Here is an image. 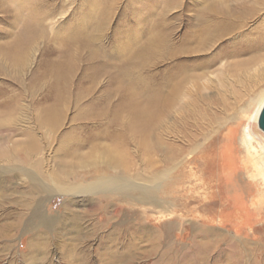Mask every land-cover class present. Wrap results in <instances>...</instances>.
I'll list each match as a JSON object with an SVG mask.
<instances>
[{
  "label": "bare ground",
  "instance_id": "1",
  "mask_svg": "<svg viewBox=\"0 0 264 264\" xmlns=\"http://www.w3.org/2000/svg\"><path fill=\"white\" fill-rule=\"evenodd\" d=\"M56 1L0 0V24L7 22V26L12 27V30H6L0 25V76L11 79L19 87L18 94L3 99V85L0 83V163L4 168H13L18 175L26 177L31 193L39 191L50 197H67L64 202L66 205L70 199L80 198L83 214L97 207L108 220L111 217L120 218L114 228L117 235H122V239L116 238L114 244L123 246L124 251L118 254L109 249L104 257L110 262L112 257L125 262L137 254L142 258L144 252L138 251L136 243L144 241V234L153 237L158 246L160 241H168V233L174 225H163L159 231L151 232L144 227V209H133L134 205L128 203V200L140 205L148 202L154 205L171 204L166 194L174 182L168 178L173 174L180 177L187 167L193 182L191 198L201 202L196 211L203 212L211 204L215 205L214 196L219 197V190L206 192L204 169L194 164L209 149L222 125L200 135L199 139L193 140L181 150L169 145L163 138L168 137L166 130L170 117L187 111L193 98L202 94L200 82L206 77L205 71L198 74L185 73L184 67L193 62L180 63L176 59L205 53L218 42L228 39L227 45H221L203 64L197 63L194 66L196 68L199 64V68H209L225 58L240 57L228 62L226 69L232 74L230 77L238 78L243 86L240 95L257 100L254 112L242 129L240 145L247 154L244 164L248 177L260 181L258 185L262 190L257 202L261 206L264 204V144L256 140L254 133V123H257L264 104V0H72L77 8L69 19L70 24L66 25L69 21L65 22L56 32L51 33L54 27H49L51 20L65 12L64 7L58 3L61 0ZM135 2L140 4L139 7H134ZM121 3L120 16L126 19V23L122 26L124 28L116 31V37L122 31L126 34L114 39L113 49H106L98 43L100 38L93 33L97 28L105 30ZM171 6L177 10L183 7L177 18L182 19L184 14H189L187 31L180 39L179 49L169 57L175 63L169 72H164L163 81L151 87L143 81L140 73L145 69L144 58L154 50L167 46L171 31L164 20L167 17L165 10ZM145 8L148 9L147 16L141 13ZM144 25L150 28L148 33L141 30L129 33L133 26ZM128 41H133V44ZM37 54L40 57L38 67L41 73L31 74V89L20 87L24 72L32 68ZM111 55L115 56L117 63L109 61ZM99 77L108 79L107 89L115 86L113 91L106 92V96L95 93ZM41 79H48L49 82L44 89L38 87ZM86 83L90 86L85 87ZM113 95L118 98L117 102L103 103L104 100L112 99ZM22 98H28L31 106H37L32 127L28 117L22 114L25 112H19L16 121L13 119L10 123L3 119L18 114ZM68 105L76 110L75 115L69 118L73 127L61 133L67 119ZM158 129L164 133L160 135L163 141L160 150L163 167L145 181L149 185H144V169L140 172L130 169L134 154L128 148L132 145L136 147L143 167L150 134ZM17 131L25 137L24 140H12ZM34 131L41 133L43 142L40 143ZM56 135L59 144L52 153L64 159L52 163L50 154L52 144L58 138ZM100 140L109 141L113 150L101 147ZM229 143L228 138L215 158L218 163L215 168L220 174L215 187L219 186L220 181L226 180V193L229 183L227 172L231 169ZM85 148L89 151L82 153L81 150ZM172 148L176 151H171ZM118 168L122 172H116ZM78 169L87 171L75 174ZM231 201L232 207L240 202L236 194ZM31 213L37 223L36 230L39 226L48 228L52 224L51 219H45L38 211L32 210ZM217 223L211 230L193 227L194 238L198 239L194 245V257L206 245L229 244L237 249L232 252L235 258L243 259L246 252L242 251V247L248 246L252 249V263H255L256 258L255 264H261L258 254L264 247L262 239L254 242L253 239L244 241L229 236L222 229L223 221L219 219ZM26 225L22 218L17 217L16 222L4 230H22ZM36 237L33 235L29 240V250L35 248ZM172 253L173 248L168 247L160 257L168 260ZM66 254L70 257L73 252L68 250ZM26 257L28 261L32 258Z\"/></svg>",
  "mask_w": 264,
  "mask_h": 264
},
{
  "label": "rangeland",
  "instance_id": "2",
  "mask_svg": "<svg viewBox=\"0 0 264 264\" xmlns=\"http://www.w3.org/2000/svg\"><path fill=\"white\" fill-rule=\"evenodd\" d=\"M49 1L57 2L56 0ZM58 3L64 7L65 12L55 16L51 20L49 27L51 25L54 26L52 31L49 28L51 33L56 32L63 23L68 22L77 8L72 3V0H61ZM139 5V3H136L134 7H139ZM122 6L123 3L118 5L115 14L104 31L97 28L93 33L100 38L98 43L106 49H113L115 45L114 39L126 34L125 31H122L116 37V31L124 28L122 26H125L124 24L126 23V19L120 16ZM91 7L93 8V6ZM182 9L183 7L177 10L171 6L165 10L167 17L164 21L168 26V30L171 31L167 46L154 50V52L144 58L145 69L140 73V76L151 87L159 85L163 81L164 72H169L170 67L175 63L173 62L175 60H171L169 57L181 46L180 39L186 34V26L189 18L188 13L184 14L182 19L181 17L177 18L181 14ZM157 10L159 12V9ZM141 13L147 16L148 9H142ZM153 19L154 17L150 20ZM70 22L66 25L70 24ZM0 25L6 30H12V27L7 26V22H1ZM138 30L148 33L150 28L145 25L144 27L133 26L129 33H134ZM228 41V39H224L218 42L205 53L180 56L176 59H179L178 62L180 63H186V61L193 62V64L188 63V67H184L185 73L198 74L201 71H205L206 77L200 82L201 89L203 90L200 92V94L202 93L200 95L202 97H194L190 102V106L186 109L187 111H183L180 115L176 114L171 116L167 122L169 123V127L166 130L168 137L162 136L165 137L163 139L166 143L181 150V148L187 147L193 140L199 139L200 135L209 133L211 129H217L222 125L221 129H219V134L209 145V149L202 157H198L194 164L202 170L204 169L203 177L207 186L206 192H216L219 190V197L214 196V200L216 201L215 205L211 204L203 212L196 211V207L201 205V202H195L191 198L193 182L189 174V167L183 169L181 174L178 173L180 177L174 174L169 176L170 178L168 179L174 182L166 194V197L171 200V204L159 203L154 205L148 202L140 205L134 203L132 200H128V203L134 205L133 209H144V227L151 232L155 233L159 231L163 225H174V228L168 233V241H160V245L157 246V242L153 237L144 234V241L142 240L136 243L138 251L144 252L142 258L137 254L133 259L125 262L124 260L112 257V262H110L107 260L108 258L104 257L105 252H109L108 250L110 249L111 252L117 251L118 254H121L124 251L122 250L123 246L114 244L116 238L122 239V235H117L114 228L120 218L111 217L108 220L105 213L100 212L97 207L83 214L81 211L83 204L80 198L70 199L66 205L64 202L68 199L67 197H50L39 191L35 194L31 193L28 189L29 184L26 177L18 175L17 171L13 168H4L0 163V196L2 197L0 198V264H187V261H190V264L257 263L256 258L255 263H252L254 262L250 256L252 249L248 246L242 247V251L246 252V256L241 260L235 258L232 254L234 250L237 251L236 247L229 246V244L224 246L206 245L204 249L199 251L197 256H193L196 251L194 245L198 241V239L194 238L193 227L198 226L203 230H211L218 224L217 221L219 219L224 223L222 229L229 236H235L244 241L249 239L251 241L255 240L254 242L261 239L264 241V204L261 206L257 202L260 196L259 192H261L262 188L259 186L260 181L258 178L252 180V178L248 177L249 175H247L248 172L244 164V159L247 160V154L240 145L242 129L247 124L250 115L254 112L257 100L254 101L252 97L249 98L240 95L244 89L243 86L239 83L238 78L230 77L232 74L226 69L228 62L240 57L232 56L225 58L216 66L209 68L198 67L200 63L203 64L202 62L205 59L220 49L221 45H227ZM128 42L131 45L133 44V41ZM39 58V54H37L32 68L24 72L20 87H30L31 74L34 72L41 73V69L38 67ZM109 61L111 63H117L115 56L112 55ZM197 63H199L198 68H195L194 65ZM227 73L230 75L228 76ZM107 81L108 79L106 77H99L98 85L95 87V93L97 95L106 96L107 91V93H110L115 89V86L107 89ZM0 83L3 85V99L18 94L19 87L11 79L0 76ZM38 83V87L41 86L44 89L49 82L48 79H41ZM232 85L233 87H230ZM84 86L89 87L90 84L86 83ZM225 86L229 89H226ZM108 101L115 103L118 101V98L113 95L112 99L104 100L103 103H107ZM19 103V108L21 109L18 111V114H15L13 116L14 118L5 116L3 119L10 123V120L14 119L16 121L19 112H25L22 114L28 117L30 127L34 126L37 106H31L28 98H22ZM68 106L66 113L67 119L60 130L61 133L73 127L69 122V118L75 115L76 110L72 105ZM227 118L229 119L226 120ZM34 133L38 140H40V143L44 141L40 132L34 131ZM254 133L256 140L258 139V142L264 144V133L257 128V123H254ZM162 134L164 133L160 129L150 134L151 138L148 140V145L145 148L148 152H144L143 167L136 147L132 145L128 148L134 154L130 169L133 172H140L141 169H144V185H149L145 181L151 178L155 171L161 170V167H163L160 152L163 147V141L160 138ZM211 136L214 137L213 135L209 137L212 138ZM228 138L230 139L229 148L231 151V159L229 161L231 169L227 172L229 183L226 193L224 191V183L226 180L220 181L219 186L215 187L220 177L218 170L215 168V165L218 164L215 158L217 152L227 142ZM24 139L25 137L20 135L18 131L12 137L13 141H22ZM99 143L101 147L113 150L109 146V141L100 140ZM58 144L59 137L56 138L51 147L50 157H52V163H58L62 161L61 159H64L62 156L53 155L52 153ZM81 151L85 153L89 149L85 148ZM171 151L176 150L172 148ZM96 167L104 166L97 165ZM90 168L87 170H90ZM87 170L78 169L74 173L81 174ZM119 171L122 172V169L118 168L116 172ZM174 177L177 178L174 180ZM235 194L239 197L240 202L236 207H232L231 200ZM97 205L99 206L98 203ZM220 209L223 211L217 213ZM32 210L38 211L45 219H51L52 224L48 228L39 226L36 230L35 224L37 225V223L35 222V218L31 216ZM17 217L22 218L24 224L26 222V227L22 230H4L5 227H9L8 225L16 222ZM133 225L131 224L130 226ZM33 235L37 236V243L35 248L29 250L28 242ZM103 240H106L105 243L101 242ZM248 244L252 245L250 243ZM168 247L174 250L171 257L172 260L170 256L168 260L160 257V254ZM68 250H72L73 252V255L70 257L67 256L68 254L65 255ZM258 255V258L261 259V261L258 260L259 263L264 264V247L259 251ZM26 256L32 257L29 259L30 261L27 260ZM185 257H189V260L185 259Z\"/></svg>",
  "mask_w": 264,
  "mask_h": 264
},
{
  "label": "water",
  "instance_id": "3",
  "mask_svg": "<svg viewBox=\"0 0 264 264\" xmlns=\"http://www.w3.org/2000/svg\"><path fill=\"white\" fill-rule=\"evenodd\" d=\"M257 128L264 133V104L258 114L257 118Z\"/></svg>",
  "mask_w": 264,
  "mask_h": 264
}]
</instances>
